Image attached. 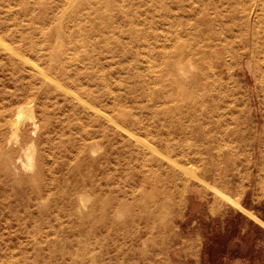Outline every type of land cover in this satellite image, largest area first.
Here are the masks:
<instances>
[{
  "label": "rangeland",
  "instance_id": "obj_1",
  "mask_svg": "<svg viewBox=\"0 0 264 264\" xmlns=\"http://www.w3.org/2000/svg\"><path fill=\"white\" fill-rule=\"evenodd\" d=\"M0 264H264V0H0Z\"/></svg>",
  "mask_w": 264,
  "mask_h": 264
},
{
  "label": "bare ground",
  "instance_id": "obj_2",
  "mask_svg": "<svg viewBox=\"0 0 264 264\" xmlns=\"http://www.w3.org/2000/svg\"><path fill=\"white\" fill-rule=\"evenodd\" d=\"M240 6H242V5H240ZM256 6V5H255ZM254 6V7H255ZM257 10V9H256ZM244 16V15H243ZM253 35H254V37H256V34H254L253 33ZM212 37H213V35H212ZM216 38V37H215ZM225 51L227 50V46H224V47H222ZM31 65V64H30ZM33 65V64H32ZM33 67V66H32ZM74 96V95H73ZM147 144V143H146ZM144 147H145V145H144Z\"/></svg>",
  "mask_w": 264,
  "mask_h": 264
}]
</instances>
